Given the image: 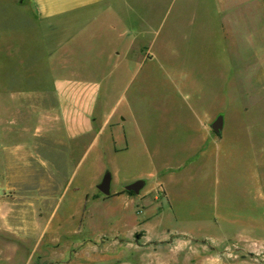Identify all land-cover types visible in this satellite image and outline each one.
I'll use <instances>...</instances> for the list:
<instances>
[{
    "label": "rangeland",
    "instance_id": "374dc122",
    "mask_svg": "<svg viewBox=\"0 0 264 264\" xmlns=\"http://www.w3.org/2000/svg\"><path fill=\"white\" fill-rule=\"evenodd\" d=\"M14 7L0 0L3 24ZM82 22L61 28L72 54H53V73L87 88L89 133L66 131L49 54L25 60L27 72L48 70L41 88L16 89L0 45V264L140 259L143 238L185 241L178 233L208 241L175 250L184 257L210 256L212 243L264 264V4L112 0ZM106 171L109 196L97 187ZM141 176L138 194L121 187Z\"/></svg>",
    "mask_w": 264,
    "mask_h": 264
},
{
    "label": "crops",
    "instance_id": "0c3cea01",
    "mask_svg": "<svg viewBox=\"0 0 264 264\" xmlns=\"http://www.w3.org/2000/svg\"><path fill=\"white\" fill-rule=\"evenodd\" d=\"M12 7L14 4V11L10 8V13L8 15L7 21L3 24L0 15V45L4 44L2 52L4 54H10V57L13 59V64L9 67V83L14 86L16 89H32L39 90L41 88V80L45 77L46 74L53 73L55 67L58 64L57 60L54 59L53 54H72L68 52L67 44L70 43L69 37H65L63 42H58V39H61V28L62 27H71L73 25H83V20H86L87 16H91V18L95 19L100 18L105 11H108L110 8V3L112 0H5ZM258 4H264V0H255ZM18 10V13L16 12ZM5 27V28H4ZM58 28V30H56ZM46 29L52 30L53 32V40L50 42L46 37ZM5 36H9V40L6 42H2L1 39ZM35 41H34V39ZM54 41V42H53ZM37 43V44H36ZM59 43V44H58ZM136 48V45L130 47L129 50L132 52ZM140 48V47H139ZM138 48V49H139ZM116 50V49H113ZM15 54H23L22 57H15ZM25 54V55H24ZM27 54V55H26ZM30 54H49L44 58V60H49L51 62L49 72L48 70H36L34 72H27L25 60L29 58ZM38 59V57L36 58ZM43 60V63H44ZM22 64V68L20 71L17 68L19 62ZM42 63V65H43ZM59 63L62 64V60L59 57ZM46 64V63H45ZM44 66V65H43ZM39 67V66H37ZM15 75H21V81L26 82L24 77H28L27 85L30 82L34 84H38L33 88H29V86H25L24 84H20L19 82H15L17 78L14 79ZM31 77V78H30ZM37 77L36 79H33ZM52 77V75L50 76ZM60 78V77H58ZM25 80V81H24ZM11 81V82H10ZM18 81V80H17ZM44 81V80H43ZM21 82V83H22ZM56 83V85H55ZM18 84V85H17ZM53 84L57 91L58 99H59V107L60 113L63 118L64 126L66 131L68 130L71 134H84L92 132L95 128V119L93 116L94 110L93 104H91L90 98L87 95V88L77 87L73 82H67L64 84L61 80L58 81L56 75L53 73ZM21 85L19 88L18 86ZM71 88L78 92L84 91L83 98H73L67 99L64 96L65 87ZM45 89V88H44ZM109 118H106L103 123H108ZM212 124V123H211ZM212 128V127H211ZM224 129V126H223ZM212 133L214 136L221 137L223 130L221 133H215L212 129ZM107 172V171H106ZM111 188L113 187L114 176L111 172ZM104 176V175H103ZM102 176V178H103ZM101 178V180H102ZM138 179L145 180V177H138L137 179L130 181L121 187H126L127 185L133 183ZM146 184V181H145ZM167 194V192H166ZM181 235V239L185 241H181L179 243L168 242V243H159L154 244L153 241L157 240H147L143 238L142 244H139V247L147 248L150 250V256L144 258H135V259H121V258H105V264H254L252 260L249 259H238L236 254L230 255L227 257L225 254L221 255L220 252L231 250L230 247L219 246L212 243H209L210 249L213 250V254L208 256H198V258L194 257H184V254L175 252V250L180 249L185 244H189L187 246H191L190 243H193L194 240L199 241L205 249V245L208 244L207 240L202 239H194L185 233H178ZM167 240V239H163ZM233 245L237 247L236 242ZM204 244V245H203ZM192 247H195L192 245ZM120 245H118V248ZM216 248V249H213ZM109 251H112L108 248ZM174 251V252H173ZM206 253V251H204ZM177 253V254H176ZM232 255L235 256L232 258ZM109 257V256H108ZM202 257V258H201Z\"/></svg>",
    "mask_w": 264,
    "mask_h": 264
},
{
    "label": "water",
    "instance_id": "95a60500",
    "mask_svg": "<svg viewBox=\"0 0 264 264\" xmlns=\"http://www.w3.org/2000/svg\"><path fill=\"white\" fill-rule=\"evenodd\" d=\"M224 126V116L219 115L211 124L215 133H221ZM145 185V180L138 179L125 187L126 190L138 194ZM98 189L105 195L109 196L111 193V174L107 172L104 174L102 180L97 185Z\"/></svg>",
    "mask_w": 264,
    "mask_h": 264
},
{
    "label": "trees",
    "instance_id": "16d2710c",
    "mask_svg": "<svg viewBox=\"0 0 264 264\" xmlns=\"http://www.w3.org/2000/svg\"><path fill=\"white\" fill-rule=\"evenodd\" d=\"M126 191H127V190H126ZM127 192H129V191H127ZM129 193L134 194L133 192H129Z\"/></svg>",
    "mask_w": 264,
    "mask_h": 264
},
{
    "label": "flooded vegetation",
    "instance_id": "af4514ba",
    "mask_svg": "<svg viewBox=\"0 0 264 264\" xmlns=\"http://www.w3.org/2000/svg\"><path fill=\"white\" fill-rule=\"evenodd\" d=\"M128 191V190H127ZM129 192H132V191H129ZM134 193V192H133ZM135 194V193H134Z\"/></svg>",
    "mask_w": 264,
    "mask_h": 264
}]
</instances>
